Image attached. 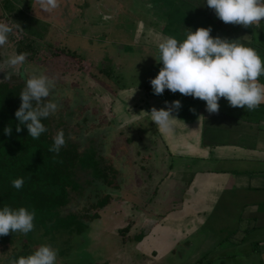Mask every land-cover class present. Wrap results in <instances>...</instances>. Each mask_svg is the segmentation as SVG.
Listing matches in <instances>:
<instances>
[{
  "label": "rangeland",
  "instance_id": "374dc122",
  "mask_svg": "<svg viewBox=\"0 0 264 264\" xmlns=\"http://www.w3.org/2000/svg\"><path fill=\"white\" fill-rule=\"evenodd\" d=\"M158 1L59 0L60 6L49 13L41 10L38 0H0V23H7L12 28L8 42L0 47V69H8L5 61L17 54L16 46L20 42L22 53H28L25 64L19 69L23 75L14 74L10 78L18 80L17 76L20 75V78L26 80L35 73L53 79L55 87L44 101H55L59 105L58 111L50 115L53 125L62 129L65 135L68 134L67 142L78 146L79 154L82 150V153L93 152V157H88V161L85 158L90 153H83V158L81 157L73 167V185L67 188L69 190L65 196L66 201L59 210L45 215L42 221L34 218V229L27 235L14 232L15 239L10 246L15 245L19 249L25 246V251L32 254L41 245H51L58 250L56 264H102L99 258H106V264H143L140 259L132 258L136 246L127 240L121 242L123 233L111 232V226L106 224V217L100 216L93 220L90 217L94 212L99 213V208L102 207L97 204L101 203L100 198L104 195L108 200L118 191L122 194V199L128 201L131 186H135L130 182L134 176L140 177L137 175L140 173L138 168L130 170L128 163H124L128 162L125 135L128 134L129 125L125 123L127 114L122 111L124 107H120L122 113L116 111V103L118 98L124 96L128 80L146 82L152 74L151 71L159 72L163 66L162 62L158 61L159 56L143 55L142 52L137 55L134 53L137 47L132 53L127 46L128 50L124 49L128 39L134 43L133 30L129 28H136L138 22L157 30L161 17L165 25L163 32H168L167 15L171 12L168 7L172 0H166L165 4H162V0ZM160 5L165 6L163 11L159 9ZM179 12L182 13V10ZM181 16L189 19L185 13L178 17ZM108 21H115L114 25H104ZM98 23L101 25H97ZM85 48L104 49L108 57H103L104 52H100L103 55H96L95 51ZM112 49L117 53L111 51ZM75 57H79V60ZM5 75L6 71H0V80H7L4 79ZM169 93L171 91L165 89L163 95ZM174 97L175 101L179 100L182 105L190 103L192 110L187 106V111L191 120L198 119V114L205 109V101L200 99L188 101L189 98L182 97L178 92ZM177 112L179 111H172V115ZM118 118H122V122L116 120ZM141 120L144 123L139 122L138 130L141 127L147 128L149 124L145 123L144 117ZM114 145L121 150L126 147L127 151L113 149ZM157 145L158 141L153 135L148 138L142 134L140 139L129 145L132 163H141L143 172L147 171L148 166L155 159H159L158 150L152 149ZM148 148H151L149 156L135 155L136 151L144 153ZM109 158L113 162L112 168ZM140 181L143 182L142 179ZM165 197L166 193H163L158 198L163 202ZM218 211L219 207L214 213ZM213 220L214 218H211L208 225ZM90 221L93 227L99 223V228L93 229L92 224L88 223ZM160 226H156L158 230L153 231L157 232L155 237L163 239L165 234L158 232L162 230ZM200 232L203 236V229H200ZM198 241L202 240L199 238ZM184 243L183 238L171 239V246H165L167 254L159 264H184L183 259L190 255L189 253L193 254V249L189 250ZM201 245L203 244L195 245V255H198L196 258L194 255L193 259L197 260L196 264L207 262L205 259L200 260L206 252L200 248ZM170 247L173 249L171 252ZM6 253H0V264H6L2 262Z\"/></svg>",
  "mask_w": 264,
  "mask_h": 264
},
{
  "label": "crops",
  "instance_id": "0c3cea01",
  "mask_svg": "<svg viewBox=\"0 0 264 264\" xmlns=\"http://www.w3.org/2000/svg\"><path fill=\"white\" fill-rule=\"evenodd\" d=\"M165 2L166 0H162V4ZM164 7L160 5L159 9L163 11ZM168 9L171 11L167 15L168 32H163L165 25L161 17L157 30L138 22L136 28H129L133 30L134 43L128 39L124 49H129L132 53L137 47L134 52L137 55L142 52L143 55L159 56L157 45L164 37L173 36L183 42L189 32L200 27H210L212 37L236 40L252 47L264 60V20L258 28L226 24L207 6V0H172ZM183 13L189 19H185V16L178 17ZM113 23L108 21L104 25ZM85 49L108 57L104 49ZM111 51L117 53L114 49ZM75 58L79 60V57ZM151 73L146 82L128 80L124 96L118 98L116 103V111H121L120 107H124L122 111L127 114L129 125L128 134L125 135L128 162H123L128 163L130 170L138 168L140 173L137 175L140 177L134 176L130 182L135 186H131L128 201L122 199V194L118 191L108 200L105 195L100 198L104 204L98 206L102 208H99V213L94 212L96 215L91 220L106 217V224L111 226V232L123 233L121 242L127 240L136 246L132 258L140 259L143 264H159L167 254L165 246H171V239L177 240V237L185 240L184 245L189 250L193 249V254L189 253L183 259L184 264L187 261L189 264H196L197 260L193 259L196 244H203L200 248L206 252L200 260L205 259L206 264L211 261V264H264V103L255 110H249L247 107H231L225 98H221L218 113L210 114L205 102V109L197 113L199 118L196 120H191L187 111V106L191 109L190 103H183L179 112L173 115L178 120L173 129L162 132L151 121L149 114L153 107L157 110L169 108L175 101L176 93L155 95L150 81L158 72ZM259 82L264 83V76L259 77ZM136 87L135 94L127 100V95ZM182 97L189 98L188 101L197 100L192 96ZM139 114V119L133 118V115ZM143 117L146 119L145 123H149L148 127L138 130ZM116 120L122 122L123 119ZM142 134L148 138L153 135L157 139L158 145L152 149H157L160 155L144 172L141 163H132V153L129 151V145L140 139ZM114 147L118 151H127L126 147L122 150L116 145ZM150 153L151 148H148L144 153L136 151L135 155L144 157ZM109 161L112 168L113 162L110 158ZM163 193H166V197L160 202L158 197ZM218 207L219 211L214 213ZM211 218L214 220L208 225ZM88 223L92 224V221ZM156 226H160L162 230L158 232L165 234V238L155 237L157 232L153 230H158ZM98 228L99 223L93 227ZM200 229H203V236ZM199 238L202 241L197 242ZM171 251L173 249L170 247L169 252ZM98 260L102 264L108 261L106 258Z\"/></svg>",
  "mask_w": 264,
  "mask_h": 264
},
{
  "label": "clouds",
  "instance_id": "9594fccd",
  "mask_svg": "<svg viewBox=\"0 0 264 264\" xmlns=\"http://www.w3.org/2000/svg\"><path fill=\"white\" fill-rule=\"evenodd\" d=\"M44 12L57 9L59 0H38ZM207 6L214 10L216 16L226 24L260 27L264 20V0H207ZM12 28L7 23H0V47L8 42ZM210 27L197 28L191 31L183 42L173 36L164 37L157 45L159 62H162L158 75L150 83L155 95H163L165 89L172 93L179 92L184 96H192L206 102V110L212 113L219 112V100L225 98L231 107H240L255 110L264 103V83L259 77L264 76V60L257 50L242 43L212 37ZM247 38V37H244ZM28 53H19L11 56L5 63L8 69L4 79L14 74L23 75L19 71L26 62ZM55 81L44 74H32L25 80V87L20 92L21 105L15 112L19 121L16 131L20 132L21 125H25L29 136L34 140L48 131L42 123L50 115L58 111V103L47 101ZM137 87L127 95L130 99ZM35 102V103H34ZM182 104L179 100L173 101L167 109H151V121L162 132H169L178 121L173 110H179ZM140 113V114H141ZM139 115H133L139 119ZM125 123H128L125 120ZM6 135H11L12 128L4 129ZM53 145L49 152L59 154L66 145L65 134L61 129L53 137ZM23 178L12 181L16 189L23 187ZM35 213L25 207L12 209L4 206L0 209V236L10 232H20L27 235L34 229ZM58 250L51 245H41L28 256L14 259L10 264H56Z\"/></svg>",
  "mask_w": 264,
  "mask_h": 264
},
{
  "label": "trees",
  "instance_id": "16d2710c",
  "mask_svg": "<svg viewBox=\"0 0 264 264\" xmlns=\"http://www.w3.org/2000/svg\"><path fill=\"white\" fill-rule=\"evenodd\" d=\"M16 46V53H22V49ZM18 80L10 78L0 80V209L9 206L18 209L19 206L35 213V218L42 221L45 215L52 214L59 210L66 201L67 189L73 177V167L80 161L82 154H79L76 145L67 142L61 148L59 154L49 152L54 141L53 137L60 130L53 125L50 116L42 123L48 129L41 134L39 139H33L28 134L27 127L21 125V131H16L19 121L15 112L21 105L20 92L25 87V78L17 76ZM50 119V120H49ZM54 121V120H53ZM11 126V135H6L4 129ZM66 130V128H63ZM92 156L93 152H89ZM93 157V156H92ZM23 178L24 184L20 189L12 186V181ZM98 206L103 205V200ZM95 213L91 215L95 217ZM14 233L0 236V251L6 253L2 262L10 264L14 259L30 255L25 251V246L19 249L17 246H10L14 242ZM8 247L6 248V246ZM0 252V253H2Z\"/></svg>",
  "mask_w": 264,
  "mask_h": 264
}]
</instances>
